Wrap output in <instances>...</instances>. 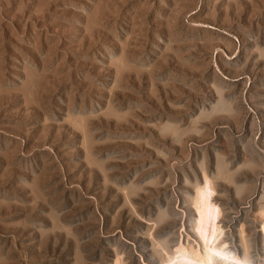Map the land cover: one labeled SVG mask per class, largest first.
<instances>
[{"label": "rangeland", "instance_id": "obj_1", "mask_svg": "<svg viewBox=\"0 0 264 264\" xmlns=\"http://www.w3.org/2000/svg\"><path fill=\"white\" fill-rule=\"evenodd\" d=\"M201 198L264 264V0H0V264H161Z\"/></svg>", "mask_w": 264, "mask_h": 264}, {"label": "bare ground", "instance_id": "obj_2", "mask_svg": "<svg viewBox=\"0 0 264 264\" xmlns=\"http://www.w3.org/2000/svg\"><path fill=\"white\" fill-rule=\"evenodd\" d=\"M223 176H224V179H226L225 175H223ZM223 176H221V177L223 178ZM210 182H213V181H210ZM212 184L210 183L209 185H212ZM205 189L203 191H201L202 193L199 192V197H203V194L207 192V191L205 192ZM201 199H204V198H201ZM195 205H197V203ZM197 210H198V208H197ZM199 210H200V214L202 217L201 218L202 221H200V222H202V226H201L202 232H203L202 237H204V240H205L204 245H206V247L203 249L201 244L198 241H197L198 242L197 244H193L192 242H190V243L189 242L188 243L182 242L180 245H178L176 247L175 250L173 249L174 251H172L171 253L166 252V257L164 256V259H162L163 261L161 264H227L228 261L220 260L219 258L212 256V250H213L212 242L214 241L213 240V234L216 233V232H214V230H215L214 229V226H215L214 222L216 219L214 209L212 207H210L208 205L206 199H204V200H201V205L199 207ZM261 214L264 215V209L261 210ZM199 219H200V217H199ZM200 222H198V223H200ZM200 225H201V223H200ZM200 232H201V230H200ZM200 232L198 231V233H200ZM214 236H215V234H214ZM216 236H218V235H216ZM168 250H166V251H168ZM112 264H125V263L122 259V256L119 255V256H117L116 260H114V262Z\"/></svg>", "mask_w": 264, "mask_h": 264}, {"label": "snow or ice", "instance_id": "obj_3", "mask_svg": "<svg viewBox=\"0 0 264 264\" xmlns=\"http://www.w3.org/2000/svg\"><path fill=\"white\" fill-rule=\"evenodd\" d=\"M212 256L217 257L221 260H225V261L229 259L224 253L216 251V250H212Z\"/></svg>", "mask_w": 264, "mask_h": 264}]
</instances>
